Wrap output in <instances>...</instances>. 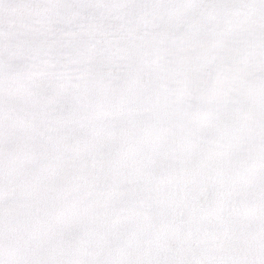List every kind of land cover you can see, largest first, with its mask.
Here are the masks:
<instances>
[{
    "label": "snow or ice",
    "instance_id": "6c2138e0",
    "mask_svg": "<svg viewBox=\"0 0 264 264\" xmlns=\"http://www.w3.org/2000/svg\"><path fill=\"white\" fill-rule=\"evenodd\" d=\"M0 264H264V0H0Z\"/></svg>",
    "mask_w": 264,
    "mask_h": 264
}]
</instances>
